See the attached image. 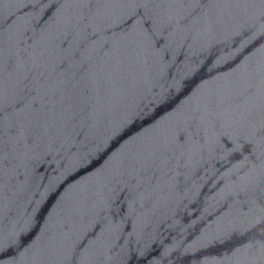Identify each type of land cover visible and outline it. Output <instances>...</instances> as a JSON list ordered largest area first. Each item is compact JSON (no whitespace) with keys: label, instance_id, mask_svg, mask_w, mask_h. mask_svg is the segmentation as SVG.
<instances>
[{"label":"water","instance_id":"obj_1","mask_svg":"<svg viewBox=\"0 0 264 264\" xmlns=\"http://www.w3.org/2000/svg\"><path fill=\"white\" fill-rule=\"evenodd\" d=\"M0 241L264 264V0H0Z\"/></svg>","mask_w":264,"mask_h":264},{"label":"snow or ice","instance_id":"obj_2","mask_svg":"<svg viewBox=\"0 0 264 264\" xmlns=\"http://www.w3.org/2000/svg\"><path fill=\"white\" fill-rule=\"evenodd\" d=\"M2 241H0V260H3L4 256L8 255L13 249L11 247H9L8 249L4 250L2 249ZM22 243L21 242V245L22 246ZM18 250V249H17Z\"/></svg>","mask_w":264,"mask_h":264}]
</instances>
